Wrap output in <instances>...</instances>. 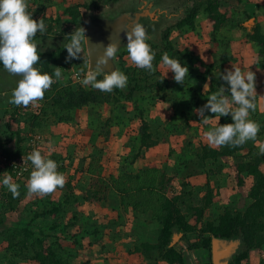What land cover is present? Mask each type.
Segmentation results:
<instances>
[{
	"label": "rangeland",
	"instance_id": "1",
	"mask_svg": "<svg viewBox=\"0 0 264 264\" xmlns=\"http://www.w3.org/2000/svg\"><path fill=\"white\" fill-rule=\"evenodd\" d=\"M28 1L38 9L37 0ZM53 1L44 0L45 7H39L40 10H37L38 18L45 23L59 20L55 32L50 35L47 31L44 35L37 32L34 37V42L38 45L37 51L42 53L58 51L70 42L72 27L68 25V16L62 15L66 8L86 4L87 9H84L83 13L88 11H92L95 15L107 13L111 17L114 13L118 12L115 14L117 15L126 7H130L129 3L136 0H55V3H52ZM93 1L96 4L92 6ZM146 1L154 4L150 9L157 19L155 23L152 22L155 34L153 37L149 36V43L156 46L155 49L151 48L152 51L155 54L161 52L162 34L166 29H170L169 39L178 51V55L190 56L187 63L188 76L184 84H177L172 78L171 71L164 77L166 69L162 61L153 66L152 72L137 68L128 55L121 58L120 62L124 68L133 69L137 77L145 78L141 85L152 84L163 78L168 85L167 96L176 100L178 111L174 113L170 103L150 99L151 91L148 90L136 93L133 102L117 97L118 102L110 105L92 106L71 113L60 112V115L65 116V119L60 121L55 116L50 118L42 116L38 121H32L28 120L32 113L25 115L24 119L29 127L28 134H37L43 138V144L38 151L45 158L56 161L58 168L64 169L62 173L66 177V182L62 188L52 193L43 196L32 194L25 187L31 172L29 171L19 179L13 178V181L20 185L17 197L14 198L4 186H0V192L4 191L0 196V264L11 262L37 264L32 261L33 250L30 247L32 241H24L25 229L32 231L36 238L43 239L44 246L61 242L62 256L67 264H120L123 257L129 258L126 256L127 252H133L132 249L138 238L143 237L150 241L155 239L156 224L154 226L149 224L150 214L142 213L147 206H149L148 211L153 210L152 203L144 206L141 204L138 208L140 213L132 210V207L135 208L133 205L147 198L149 192L139 193L136 190H129L126 194L127 199L123 198L113 188L110 189L112 182L110 178L125 174L134 176L145 168L155 167L164 172V180L169 179L165 190L168 198L173 197L183 188L185 192L191 190L188 203L193 206L202 204L206 195L216 197V201L205 214L206 220L216 221L225 211L232 214L243 213L251 204L248 194L252 179L243 176V185L239 186L235 167L245 160L250 148H255L259 154H264L261 151L264 148V69L258 66L257 48L246 41V31L241 27L247 28L248 31L254 23H259L264 32V0H224L220 9L227 13L230 19L218 33L209 30L203 14L198 18L195 31L180 32L175 28L176 22L183 16V10L188 5L186 0ZM150 28L147 27V31ZM65 57L62 56L51 63V74L55 72V67H60L66 77L58 83L73 87L80 84L90 89V86L79 82L81 75L76 71L78 59L66 63ZM85 57L87 52L84 47L82 58ZM88 66L87 60L84 73L87 72ZM231 67H239L244 72L250 70L255 74L256 108L255 111L250 112L249 119L259 124V132L254 140H248L240 145L244 149L235 155L199 164L196 153L202 151L203 147L217 150L226 147V145L210 146L204 136L206 131L217 126L218 117L205 111V116L208 117L205 123L204 118L200 119L197 115L196 110L207 102L204 85L206 83L209 85V80L201 78L200 75L211 68V74L218 76V73H223ZM102 76L104 77V74ZM19 79L20 77L17 76L9 86L15 87ZM223 86L228 94L226 82ZM143 96L145 100L142 99ZM51 100L52 97L42 99L40 106L51 105ZM230 106L233 109L238 107ZM136 109L145 110L144 115L150 126L148 131L157 145L147 157L134 161L138 152L137 136L141 125L136 115L139 112ZM182 112L187 115V119ZM21 120L23 118L19 121ZM108 122L111 123V127L106 129ZM231 122L230 115H227L221 116L218 124ZM50 126L56 128V131L54 129L49 131ZM101 132H104V135H101ZM195 167L200 170L199 173L195 176H187ZM99 170L102 176L94 175ZM261 171L264 174V159ZM97 177L104 178L109 184L108 199L95 202L83 201L79 196L90 187L91 179L95 180ZM69 192L78 199L72 198L69 203H62V212L57 217L43 215L53 206H58V202L61 203ZM74 216L77 219H74ZM53 225L57 228L51 229ZM80 236H84L83 239ZM240 240V237L235 239L237 243L233 244L236 247L233 249L228 247L232 245V241L235 242L234 240L223 241L217 246L216 255L220 264L230 263L234 256L244 251V245ZM11 243L13 246L10 245ZM90 243L94 245L90 246ZM227 249L230 251L228 252ZM203 253V257L198 258L197 264L211 260L207 251ZM251 255V263L245 261L243 264H264V249L252 251ZM137 261L133 258V261L129 262L139 264Z\"/></svg>",
	"mask_w": 264,
	"mask_h": 264
},
{
	"label": "trees",
	"instance_id": "2",
	"mask_svg": "<svg viewBox=\"0 0 264 264\" xmlns=\"http://www.w3.org/2000/svg\"><path fill=\"white\" fill-rule=\"evenodd\" d=\"M116 1V0H114ZM188 5L183 10V16L178 19L175 24V28L180 32H192L197 28V21L201 14L205 16V21L207 27L212 33L220 32L227 22L229 21V16L227 13L221 11L220 6L224 0H186ZM240 1V0H239ZM92 6L96 4L95 1L91 2ZM190 4V5H189ZM87 9L86 4H78L72 7L66 8L62 15H66L69 18V26L72 27V32L79 27H83V10ZM37 20V19H36ZM45 22V21H44ZM59 20H53L50 23H58ZM242 30L246 31V41L253 44L257 48L258 56V66L264 69V32L262 31V26L259 23H254L250 29L241 27ZM170 29H166L162 34V49L161 52L155 54V59L153 61V66L158 65L162 61V56L164 53H168L170 58H178L182 66L187 67L188 60L190 56L181 55L179 56L174 44L169 39ZM152 49L156 46L146 41ZM39 61L35 65L42 72L51 74V63L57 61L58 58L67 55L66 49L62 48L58 51L50 53L39 52ZM128 55L127 49L119 55L118 65L119 69L122 70L128 77L127 86L122 89H114L111 93L101 92L97 89H86L80 84L75 87L71 85H60L58 82L53 83L49 90L45 92L44 98L47 99L52 97L51 105H46L45 107L40 106L39 102V112L34 114L32 112L25 113V115L33 114L28 120L41 119L42 116L50 118L55 116L58 121L64 120L65 116L60 115L67 111L68 113L74 110H82L92 106H99L102 104L117 103V97H123L125 101L133 102L134 95L139 92L151 91L150 99L163 103H170L174 109V113L178 111L176 100L167 96L168 85L167 82L161 78L156 80L152 84H142L145 78L141 79L136 76L135 72L131 68H124L121 64V58ZM88 58L78 59V66L76 68L79 75L84 74L87 66ZM211 68H208L205 74L200 75L203 79L209 80V88L211 92H216L217 88L223 86L225 81L218 78V76L211 74ZM98 79H103L102 73L97 77ZM53 93V94H52ZM145 100V96L142 97ZM257 97H254V102H256ZM16 109V105L14 106ZM123 107V106H122ZM138 110V109H136ZM59 111V112H58ZM137 117L140 119L141 125L138 132V152L134 157V161L138 159L145 158L154 151L156 147V142L152 140L151 134L148 131L150 129L149 123L145 118V110L139 109ZM16 112H12V115ZM16 115L14 121H18L24 116ZM182 115L187 119V115L182 112ZM36 121V122H37ZM106 129L111 127V123L108 122ZM105 126H103L104 128ZM190 128V126H188ZM107 133V132H106ZM16 135H19L17 132ZM104 135V132H101ZM107 135V134H105ZM0 149L12 157H19L22 152L11 153L3 146L2 140H0ZM244 148L242 146L233 147L226 145L225 148L221 150L203 147L202 151L196 153L199 158V164L206 161H217L220 157H231L237 152L242 151ZM246 157V158H245ZM245 160H242L235 167L237 174V184L239 186L243 185V176L250 177L252 179V185L248 198L251 200V204L244 210L243 213L232 214L229 211H225L221 214L216 221H210L205 219V214L210 206L216 201V197L205 196L200 205H191L188 203L191 197V190L185 192L183 188L179 193L171 198L165 195V190H167V184H169V179L164 180V172L153 168L141 169L137 174L131 176L130 174H125L124 176H118L116 178L111 177L110 189L113 188L116 192L121 194L123 198L127 199L126 194L129 190H136L139 193L143 191L149 192L143 198L142 203L139 201L134 204L135 208H139L142 204L144 206L147 203H152L153 207L152 213L153 218L159 221L160 229L158 231L157 243L155 245L142 243L140 247H135V253H144V255L149 259L155 261L161 260L166 264H184L183 254L180 250L176 249V246H171L173 231L178 230L184 235L199 233V238L201 241L198 243V248L207 251L208 257H211V249L213 242L217 241H229L235 240L238 237L241 238V242L244 245V251L240 254L234 256L230 263L228 264H243V262L248 260L249 252L251 251H262L264 249V174L261 171L262 161L264 159V154L257 151L255 148H250L245 156ZM243 158V159H244ZM59 172H63V168L57 169ZM187 176H195L200 170L195 167L194 170H190ZM94 173L96 176H102ZM93 173V172H92ZM123 175V174H121ZM98 178V179H97ZM91 179V185L87 190H84L79 196L85 202H95V201H106L108 198L109 184L102 177H97ZM168 181V182H167ZM108 191V192H107ZM126 196V197H125ZM74 198L77 200L78 197L74 196L73 193L69 192L64 196V200L58 206H53L50 210H47L43 215H49L51 217H57L59 213L62 212L63 204H67L70 200ZM148 207H144L142 210L144 213L148 212ZM74 219H77L74 216ZM57 226L53 225L51 229H56ZM95 234V232H92ZM83 239L84 236H80ZM31 240L30 247L33 250L32 261L37 264H67L66 260L62 256L63 244L61 242L50 244L49 246H44L43 239L36 238L32 231L27 229L24 230V241ZM95 243V242H94ZM94 243H90L92 246ZM12 245V243L10 244ZM13 246V245H12ZM14 248V247H12ZM153 254H157L158 259L153 257ZM206 257V256H205ZM10 264H15L11 262ZM202 264H213L210 261H206Z\"/></svg>",
	"mask_w": 264,
	"mask_h": 264
},
{
	"label": "clouds",
	"instance_id": "3",
	"mask_svg": "<svg viewBox=\"0 0 264 264\" xmlns=\"http://www.w3.org/2000/svg\"><path fill=\"white\" fill-rule=\"evenodd\" d=\"M27 8V0H0V65L8 74L20 77L12 90L9 103L23 107L42 100L53 83L66 79L60 67H55L53 74L42 72L35 67L39 61V53L34 37L37 32L44 35L47 25L42 19L33 20ZM124 33L127 53L132 63L137 68L152 72L155 53L146 42L148 38L144 26L134 23ZM87 44L85 29L76 28L70 34V42L64 46L67 51L65 62L82 59ZM118 49L115 43L107 44L103 54L96 59V66L90 68L89 64L87 72L82 74L79 82L106 93H111L114 89H124L128 77L121 71L113 70L105 74L103 79L97 78L102 71L101 65L116 57ZM162 65L166 69L164 77L171 71L172 78L177 84L185 83L188 68L182 66L177 57L170 58L168 53H164ZM218 78L226 82L228 94L224 86L218 87L216 92H211L206 83L204 93L207 95V102L196 110L197 115L200 119L204 118L205 123L208 118L205 116V111L218 117L217 126L204 133L207 143L215 147L225 145L237 147L248 140H254L260 128L257 122L249 119L250 112L255 111L256 108L255 74L250 70L244 72L239 67H231L223 73H218ZM230 105L238 107L233 109ZM227 115H230L232 122L218 124L220 117ZM261 151L264 152V148ZM22 159L23 164L30 162L32 167L25 185L29 193L43 196L64 186L66 177L57 170L56 161L45 158L38 150H33ZM0 185L4 186L14 198L19 195L20 185L13 181L11 175L0 178Z\"/></svg>",
	"mask_w": 264,
	"mask_h": 264
},
{
	"label": "crops",
	"instance_id": "4",
	"mask_svg": "<svg viewBox=\"0 0 264 264\" xmlns=\"http://www.w3.org/2000/svg\"><path fill=\"white\" fill-rule=\"evenodd\" d=\"M37 1H38V5H39L38 6L39 10H40V8L45 7V4H43L44 0H37ZM54 1L52 3H55ZM28 2L29 1L27 0V3ZM45 2L48 3L47 1H45ZM37 10H36L37 20H40V18H38V11ZM45 24L48 27L47 28V34H49V35H50L52 29L54 30V28H58V25H59L58 23H50V22L45 23ZM51 24H52V26H51ZM16 77L17 76H13V75L8 74L3 69L2 65H0V128L2 130L3 146L7 149V151H9L11 153L22 152L24 145L26 143L25 138L28 135V130H29V127L27 126L25 119H23L21 121H19V120L14 121V119L12 117L11 111H13L12 109H13L14 104L9 103V100L11 98L12 90L14 87L12 88L11 87L12 85L9 86V84H11L12 81L16 79ZM53 129H54V131H56V128H54L53 126L49 127V131H53ZM16 132L19 135H16L15 134ZM2 193H4V191L0 192V196H2ZM134 209H135V211H134ZM132 210H133V212L137 211L136 213H140L138 210V207L137 208L132 207ZM142 213H144V212L142 211ZM147 213L150 214V217L148 219V221H149L148 223L152 224L153 226L156 224L155 239L153 241H150V240L144 239L143 237L138 238V240L136 241L135 247H138V246L140 247V245L142 243H147V244H151V245H155L157 243L158 231L160 229V224H159V221H157L155 218L152 217L153 216L152 210L151 211L149 210ZM171 240H172V242L170 245L176 246V249L180 250L181 253L183 254L184 264H197L198 258L203 257V255H204L203 251L197 247L199 241H201V239L199 238V233L184 235L183 233L179 232L178 230H174ZM229 241H232V240H229ZM222 242L223 241H220V240L217 242H213L212 249H211V262L213 264H220V262H219L220 260H219L218 256L216 255V249H217V246ZM235 243H237V241H235V242L232 241V245ZM240 243H242L241 240H240ZM232 245L229 246L228 248L233 249L235 246L234 245L232 246ZM135 247L132 249L133 252H129V251L127 252L126 256H128L129 258L123 257L122 258L123 261L120 262V264H132L129 261H133V258L135 260H138L137 262L139 264H166L163 261L158 259L157 254H153V257L158 259V261H155L152 258L148 259L144 255V253H142V252L141 253H135L134 252ZM227 251L229 252L230 250L227 249ZM251 254H252V251H251V253L249 252V257L247 260V262H250V263H251V257H252ZM214 255H215V258H214Z\"/></svg>",
	"mask_w": 264,
	"mask_h": 264
},
{
	"label": "water",
	"instance_id": "5",
	"mask_svg": "<svg viewBox=\"0 0 264 264\" xmlns=\"http://www.w3.org/2000/svg\"><path fill=\"white\" fill-rule=\"evenodd\" d=\"M128 9H130V7H126V9H123V11L117 15L115 14L118 12L114 13L111 17H109V14L107 13L95 15L92 11L82 14L83 28L85 29V35L88 41L85 48L90 68L96 66V59L103 54L104 48L107 44L115 43L119 49L126 47L127 40L121 36L120 31L130 29L131 25L141 21L140 19L145 20V25L151 27L150 29L153 30L152 22L155 23L157 19L152 20L150 18L152 13L149 12L148 9L137 8L134 10L135 12H133L131 18L128 20H122L121 15ZM112 25L115 29L111 27ZM146 35L148 37L150 34L146 31ZM113 60L116 64V57H114ZM101 68L102 71L100 73H104V75L113 71L111 60L109 59L106 64L101 65Z\"/></svg>",
	"mask_w": 264,
	"mask_h": 264
},
{
	"label": "built area",
	"instance_id": "6",
	"mask_svg": "<svg viewBox=\"0 0 264 264\" xmlns=\"http://www.w3.org/2000/svg\"><path fill=\"white\" fill-rule=\"evenodd\" d=\"M27 4H28L27 11L31 13V18L33 20H36L37 19V14H36L37 8H35L33 4H30V3H27ZM56 29L57 28H54V30L52 29L51 33L55 32ZM13 109H14V112H16V114L12 115L13 118L17 117L16 115L23 116L25 115V113H28V112L37 114L40 111L39 102L30 104L27 107L16 106V109L15 107ZM25 139H26V143L23 148L24 152L17 158L9 156L8 154L4 153L0 149V178H3L6 175H11L13 178L19 179L22 176H24L26 172L32 171L30 162L28 164H23L22 158L26 156L27 154H30L33 150H38L43 144L42 143L43 138L37 134H34V135L28 134ZM0 140H2L1 128H0Z\"/></svg>",
	"mask_w": 264,
	"mask_h": 264
},
{
	"label": "flooded vegetation",
	"instance_id": "7",
	"mask_svg": "<svg viewBox=\"0 0 264 264\" xmlns=\"http://www.w3.org/2000/svg\"><path fill=\"white\" fill-rule=\"evenodd\" d=\"M131 6H130V9H128V10H126L122 15H121V17H122V20H128L129 18H131V16H132V14H133V12H135L134 10H136L137 8L139 9V8H143V9H148L149 10V12H151V7L152 6H154V4L153 3H151V2H147L146 0H139V1H134V2H131V3H129ZM128 11V12H127ZM152 13V12H151ZM150 18L152 19V20H156V16H153L152 14H151V16H150ZM141 21H139V22H137V23H140V24H142L143 26H144V28H145V31H147V25H145V20H143V19H140ZM107 27V26H106ZM113 29H115L114 28V26L112 25L111 26ZM149 27V26H148ZM154 30H152V29H150L149 31H147L148 32V34H150L149 36L150 37H153L154 36V34H155V31L153 32ZM125 31H120V34H121V36L122 37H124V38H126V36H125V33H124ZM112 35V34H111ZM149 36L147 37L148 38V40L150 39L149 38ZM109 39H110V37H109ZM127 48L126 47H122V48H120V49H118V52H117V55H116V64L114 63V60L112 59L111 60V63H112V69L113 70H117V71H119L120 69H119V65H118V58H119V55H121V53H123V51L124 50H126ZM119 69V70H118ZM104 74V73H103Z\"/></svg>",
	"mask_w": 264,
	"mask_h": 264
}]
</instances>
